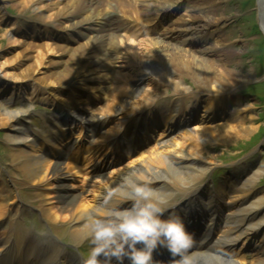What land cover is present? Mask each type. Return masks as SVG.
I'll return each instance as SVG.
<instances>
[{"label":"bare ground","instance_id":"obj_1","mask_svg":"<svg viewBox=\"0 0 264 264\" xmlns=\"http://www.w3.org/2000/svg\"><path fill=\"white\" fill-rule=\"evenodd\" d=\"M187 1L189 4L187 8L189 12L192 11L193 13L187 15V18L186 15H182L181 18L176 16V21L166 29V33L169 32L173 40H168V42L164 39L160 41L155 40V44H152V46L148 48L144 56L140 54L138 45L132 42L127 45L123 44L119 40L122 39V36L116 39L115 34H108L104 37L89 35L88 41L80 45L78 44L79 46L75 49H71L67 46L69 48L66 49L67 51L74 50V53L70 55L67 60L48 62L44 59L45 55H39L36 58L37 63L40 65L49 63L51 67L57 66L62 69V71L54 73L55 75L43 78V80H45L44 83L50 81V77H53V82H51V84L55 85H63L66 81H69L78 87H83L86 91L90 92L91 90L99 99L105 96L107 91H109L108 97L111 98L110 101L104 106V109L101 108L97 111L108 110L109 114H112L111 119H117L115 124L114 121L112 122L114 129L117 130L116 132L120 133L123 129L125 130L123 136L127 131L134 129V123L130 122V119H128L130 116L136 113L141 120L148 115L153 116L158 112L157 106H159V103H165L164 106H166L167 110L164 116L167 115V117L170 118H166L164 128L173 120L171 118L173 114H179V121L181 124H187L193 120L194 117L190 115L194 113L193 115L198 120L196 121H200V124L204 125L203 127L186 128L180 135L174 136L169 139L167 143L161 144V149L159 150L158 141L161 142L163 140L162 134L164 135V132H161V136L156 140L155 146H147L146 150H143L141 155L136 158V161L129 165L128 169H117V171L113 172L114 175L116 174L115 177L110 181H98V199H96L94 203L93 201L92 204L90 201L85 202V196H68L65 202L66 206L63 209L57 210L52 208L48 211L51 218L59 221L61 218L68 216L71 209H74L77 205L80 207L78 216L80 220L88 219L89 215L93 214L98 207L114 205L120 209L130 208L131 204H127V206L124 207L125 205L122 201H119V197L115 194L109 199L107 205L104 204V197L107 195L109 189L119 188L123 177L132 171L143 172L144 176L149 180L151 187L158 189L164 194H171L170 203L174 204V202L171 201L174 194L181 191L184 192L185 189L187 190L190 189V187L201 184L204 178L211 173L213 165L203 157L206 145L210 143L228 144L237 138L252 136L255 127L247 124V119L241 117L239 114L241 109H239L240 104L233 103L234 99L229 89L231 84L236 86L239 83L249 80L250 75L243 77H241L242 74L235 75V73L227 69L229 61H226L223 57L220 59L222 63H215L208 59L203 60L202 58H198L200 55L196 54L201 52L200 50H191L192 52H187L185 49L179 47V44L187 42H190V45L193 46L198 43L201 44V46L207 43L209 40L205 39V36H200L198 29L200 24H196L199 22L213 23L215 19L211 16H214L217 10L215 8L217 3L211 2L212 0ZM108 2L116 6L120 4L123 8L122 12H126V17L131 18L138 29L143 28L138 22L141 21L143 24L145 22L151 26L155 18L159 16L164 17L168 12L177 14L180 6L178 0H156V2L154 1L152 4L148 2L144 8H140L138 11H133L134 9L131 6L134 5V2H129L128 5L125 6L124 2H120V0ZM54 5H56V3L51 6ZM256 6L257 17L264 33V0H258ZM55 15L59 20L65 18L71 20L68 28L73 29L77 27L76 30H82L83 32H81L85 37H87V31L97 30V26L103 28V25H105L109 26L108 28H112L111 25H114L109 21L103 23L108 17V13L100 0H70L68 5ZM74 18L75 20H73ZM188 20H191L192 24L190 26L187 24ZM14 24H16L15 21H13V25ZM183 26L186 27L182 30H178L179 27ZM108 28L105 27L101 31L107 32ZM35 31L37 32L39 30H23L20 34L22 37L24 36V38H32ZM182 33L184 38L179 39ZM174 41L179 43L175 44ZM15 44H18V42H15ZM224 44V42H220L218 44L219 49H223ZM20 45L22 47L24 46L23 49L26 54L33 49V47H31V45H33L32 43L31 45L20 43ZM125 47L127 48V52L125 51L123 53ZM81 48L86 49L83 51L81 50L82 52H78ZM205 49L204 50L207 51L209 48ZM99 52L102 54H99ZM96 54H99V56H96ZM120 55H122L127 62H130L131 59L138 61L136 62V67L134 64L132 65L134 76L139 78V84L137 83L129 87L125 84L118 86V84L114 83L115 79L112 73L114 69L113 65L116 60L120 59ZM93 58H97L96 61L89 62V60ZM145 58H153L156 63H143ZM27 59H29V57L25 56L24 60L26 61ZM84 62L87 63L84 64ZM36 73L37 70L35 65L27 68L22 75H16L22 76L24 80L29 79L33 81L31 77H34ZM187 75H191L192 78H197V90L191 91L188 87L178 83L180 82L179 80H183ZM95 82H98L97 86L92 84ZM143 82L146 84L145 86H149L152 89L154 87L163 90L169 87L173 88L175 96L177 97L175 100L166 102L165 100L167 99L162 100L155 93L142 91ZM83 83H85V86L81 85ZM111 83L114 85L109 88ZM16 88L17 87L9 88L6 86L4 90L0 89V127L9 125V130L6 134V143L14 148V152L11 154V163L19 172L18 175L14 173H11V175L15 178V184L21 177L24 179V184L36 185L49 183L55 177L62 175L64 169L62 167H56L51 161L42 159L40 155H38L39 152L35 154L29 153L26 149L20 147L22 145H29L26 142L28 140L26 139L27 136L25 131H22V125L20 124L22 117L27 115L29 109L25 107L10 111L9 107L12 106L14 102L15 94L12 92V94L8 93L6 90H15ZM123 91L127 92V96L130 97V100L121 101L118 95ZM140 98L142 101H139ZM18 101H21V98H18L17 102ZM186 101H188V103H186ZM154 102L156 104L151 105ZM131 103H133V105ZM184 103L186 104L182 105ZM233 105L234 112L230 113V118L226 123H221L220 121L226 120L229 108ZM131 106L133 109H131ZM248 107H250V105ZM200 108L203 109V113L202 115H198L199 117L197 118V113L201 110ZM126 109L128 111H126ZM154 118L157 119L156 116ZM156 122L163 123V120H156ZM97 123H101V121L99 120ZM110 130L112 129H109L108 132H110ZM181 135L182 138L180 139L179 137ZM70 168L73 169V167ZM263 174L264 164H261L257 169L254 168L250 174H247L246 177H243L242 180H238L237 183L233 185V188L231 187L232 183L227 181L228 186L225 188L226 190L223 192V195L215 200H223V197L232 200V206L226 209L227 212L224 219L226 225L224 226L223 235L215 240V247L194 254V256H192L194 264H264V248L260 249L263 255L254 262H244L240 259L225 260L222 254L216 252V250L220 249L219 247L223 245H234L247 230L258 229L264 226V195H258L255 190V185ZM55 186H57V184H55ZM206 196L209 197L208 194H206ZM211 199L212 198H210V200ZM194 201L193 203L201 201L198 204L203 202L202 206L217 205V203L214 204V200H201V197ZM85 225L76 227L77 234L73 237L74 239L80 240L81 235L87 232ZM240 226H244V228H241L238 233H235ZM253 231L254 235H256L257 231Z\"/></svg>","mask_w":264,"mask_h":264},{"label":"rangeland","instance_id":"obj_2","mask_svg":"<svg viewBox=\"0 0 264 264\" xmlns=\"http://www.w3.org/2000/svg\"><path fill=\"white\" fill-rule=\"evenodd\" d=\"M69 1L70 0H0V89L4 90L5 87H9L10 84L30 82L35 84L38 83V85L42 86L44 85L43 87L48 85V87H52L56 90H64L65 92H68L69 87L74 85L69 81H66L63 85L51 84V82H53V77H50V81L44 83L45 80H43V78H46L50 75H55L54 73L62 71V69L57 66L51 67L49 66V63L40 65L37 63L36 59L39 55H45V61H63L67 60V58H69V56L74 53V50L67 51L66 49H69L67 44H60L56 39L50 37H44V39L40 41L26 39L19 33L21 28H16L18 25L20 27L23 25L31 28L34 26L36 28L44 29V27L47 28L48 25L55 27L57 24L59 26L65 27L61 23H56L58 18H56L55 14L58 11L63 10L68 5ZM100 1L105 4L104 0ZM138 1L139 3L137 4V7L133 6V11H136L135 9L139 10V8H144V6H140L142 3L148 4L147 2L145 3L140 0ZM154 1L156 2V0H153L151 4ZM178 1L180 2V12H178L176 16L181 18L182 15H186L187 18V15L193 13L192 11L189 12V9L187 8L189 6L187 3L188 1ZM257 1L258 0H212L211 2L217 3L215 6L217 10L215 11L214 16H211L213 19H215L213 20V23H195L196 25L200 24V27L198 28L200 36H205V39H208L209 41L202 46L199 43L194 44L193 46L190 45V42L179 44V47L185 49L187 52H192L191 50H200L201 52L197 53L196 55H200L198 58H202L203 60L208 59L217 63L220 62V59L223 57L226 59V61H229L227 69L235 73V75L242 74L241 77L250 75L249 80L239 83L236 86L231 84L229 89L232 93V98L234 99L233 103L240 104L239 109H241L239 114L241 117L247 119V124L253 125L255 127L253 129L252 136L237 138L228 144L210 143L205 146L203 157L206 158V161L213 165L212 170L214 173H217L218 171L222 172V175L218 176V180H221L223 177L228 179L230 182L233 180V175H236L237 178H239L245 174H249L254 170V168L257 169L259 165L264 164V33L260 27L257 17ZM54 3H56V5L51 6ZM174 17L168 18L165 21H168L169 24L174 23V21H176ZM73 20H75V18ZM13 21L16 23L14 24V27ZM62 22L68 28L70 26L69 22H71V20L65 18ZM187 22V24H189L188 26L192 24L191 20H188ZM186 26L179 27L178 30H182ZM182 35L183 33L181 36H179V39L184 38ZM115 38L118 39V37ZM159 38L160 37L157 36L155 32H151L150 34H143L138 38L124 34L122 35V39L119 40L126 45L130 42L138 45L140 54L144 56L146 55L148 48L151 47L152 44H155V40H161ZM19 41L24 45H31L32 43V51L27 54L24 53V46L22 47ZM15 42H18V44H15ZM174 42L175 44L179 43L176 41ZM220 42L225 43L223 49H219L218 47ZM77 44L79 43L77 42L74 45L77 47L79 46ZM126 47L124 48L123 53L126 51ZM205 48L209 49L205 51ZM85 49L81 48L78 52H82ZM99 54L102 53L99 52ZM99 54H96V56H99ZM25 56L29 57L31 60L27 59L25 61ZM96 59L97 58L90 59L89 62L96 61ZM136 62L138 61H134V59H131L130 62H127L123 56L120 55V59L116 60L113 65L114 69L112 70V73L115 79L114 83L118 84V86L125 84L129 87L137 84L139 82V78L134 76L132 65H137ZM145 62L152 63L155 61L153 58H145L143 63ZM85 63L87 62H84V64ZM35 65L37 73L34 77H31L33 81L29 79L24 80L22 76L16 75H22L25 73L27 68ZM179 81V84L188 87L191 89V91L197 90V78H192L191 75H187V77ZM113 85L114 84L111 83L109 88ZM145 85L146 84L144 83L142 91L144 90L148 93H155L160 99H167L165 100L166 102L175 100L177 97L175 96L173 88L169 87L163 90L161 88L159 89L154 87L152 89ZM73 87L76 86L74 85ZM109 93L110 92L107 91L106 95L104 94L105 96L102 97L104 100L92 108V110L95 111V113L101 118H109V116L112 115L109 114L108 110L106 109L104 111H97L101 108L104 109V106L108 104V100L110 101L111 99L108 97ZM127 95V92L123 91L118 95V97L121 99V101L130 100V97ZM139 101H142V99L140 98ZM131 104L133 105V103ZM249 105L250 107H248ZM131 109H133V107ZM166 110V106L159 108L158 113L155 115L162 120H166L167 115L166 117L164 116ZM126 111L128 110L126 109ZM233 112L234 105L229 108V111L226 115L228 118L226 117V120L220 122L223 124L226 123V121L230 118V113ZM200 115H202V112H200ZM111 124L112 123H109L107 130L111 128ZM191 125L194 126V128H197L198 126H204L203 124H200V121L197 123L194 122ZM6 127H0V138L2 141L5 140L6 133L8 132ZM181 133L182 131L177 132L175 136L180 135ZM179 138L181 139L182 135ZM0 150L2 153V156L0 155L1 161L11 163L12 156L10 151L8 149L6 150L4 147H2ZM127 165L125 167H127ZM128 168L129 167H127V169ZM115 175L107 178L106 181H110L113 177H115ZM189 190L190 189H185L183 194L182 191L178 192L177 196H179L181 193V195L178 197V200L188 194ZM222 190L223 189H221V191ZM255 190H257L258 193L264 195V174L255 185ZM230 202L231 201H228V203ZM262 248H264V246H261L260 249ZM259 255L257 258H255V260H258V258L261 257V255ZM250 262L254 261L250 260Z\"/></svg>","mask_w":264,"mask_h":264},{"label":"clouds","instance_id":"obj_3","mask_svg":"<svg viewBox=\"0 0 264 264\" xmlns=\"http://www.w3.org/2000/svg\"><path fill=\"white\" fill-rule=\"evenodd\" d=\"M131 201V207H98L85 225L93 249L84 264H155L153 253L166 248L173 256H183L180 264H194L184 255L193 244V234L184 219L174 212L164 213L174 205L170 195L150 186L143 172L132 171L123 177L117 189L104 197ZM103 256V259L100 257Z\"/></svg>","mask_w":264,"mask_h":264}]
</instances>
